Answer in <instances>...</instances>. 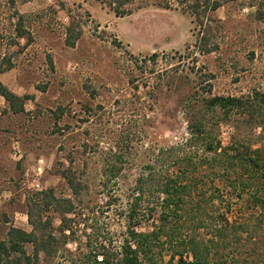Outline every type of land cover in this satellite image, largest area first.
Instances as JSON below:
<instances>
[{
  "label": "rangeland",
  "instance_id": "obj_1",
  "mask_svg": "<svg viewBox=\"0 0 264 264\" xmlns=\"http://www.w3.org/2000/svg\"><path fill=\"white\" fill-rule=\"evenodd\" d=\"M6 1L0 0V60L6 56L13 65L0 72V85L23 98V109L12 111L0 96V240L10 227L31 230L37 195L51 190L58 198L70 196L62 172L89 180L76 238L82 224L108 223L113 232L122 231L123 196L137 169L126 172L120 198L106 207L102 153L124 129L128 142L116 144L124 151L130 146L140 158L178 142L185 132L177 113L178 78L199 86L208 79L218 95L264 90V19L249 0H229L210 13L217 49L186 59L184 49L193 47L198 25L175 0H130L131 11L122 16L98 0H13V8ZM13 10L23 16L29 43L14 37ZM70 19L81 30L72 47L64 43ZM153 53L155 61L149 59ZM231 133L229 125H220L224 145ZM39 159L43 171L36 189L25 173ZM47 214L56 227L58 215Z\"/></svg>",
  "mask_w": 264,
  "mask_h": 264
},
{
  "label": "trees",
  "instance_id": "obj_2",
  "mask_svg": "<svg viewBox=\"0 0 264 264\" xmlns=\"http://www.w3.org/2000/svg\"><path fill=\"white\" fill-rule=\"evenodd\" d=\"M98 1L116 16L131 11L130 0ZM175 1L198 25L193 47H185L183 59L215 51L210 24L216 20L210 13L229 0ZM6 4L13 8L14 1ZM249 5L264 19V0H249ZM13 11L14 37L29 43L23 16ZM74 23L70 19L64 33L70 47L81 35ZM12 65L3 56L0 72ZM182 80L174 85L180 89L177 113L185 131L178 142L140 158L130 146L124 151L116 144L128 142L124 129L114 136L115 146L102 153L99 175L106 207L109 200L120 198L126 172L137 169L123 196V230L113 232L108 223L94 228L82 224V236L76 238L89 180L62 172L70 196L58 198L51 190L37 195L31 230L10 227L0 240V264H264V90L218 95L211 92L208 79L204 86ZM171 85L165 84L166 90ZM0 96L12 111H22L23 98L2 85ZM221 124L232 129L226 145L220 139ZM46 212L58 215L56 227ZM69 243L75 244L73 250L66 249Z\"/></svg>",
  "mask_w": 264,
  "mask_h": 264
},
{
  "label": "built area",
  "instance_id": "obj_3",
  "mask_svg": "<svg viewBox=\"0 0 264 264\" xmlns=\"http://www.w3.org/2000/svg\"><path fill=\"white\" fill-rule=\"evenodd\" d=\"M42 171H43L42 160L39 159L36 162L35 166H32L30 174L28 172L25 173L26 177L31 180L32 186L35 187L36 189H41L39 184V176L41 175Z\"/></svg>",
  "mask_w": 264,
  "mask_h": 264
}]
</instances>
